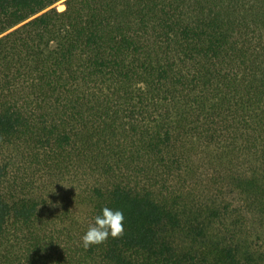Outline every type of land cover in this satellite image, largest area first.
<instances>
[{
  "label": "trees",
  "instance_id": "1",
  "mask_svg": "<svg viewBox=\"0 0 264 264\" xmlns=\"http://www.w3.org/2000/svg\"><path fill=\"white\" fill-rule=\"evenodd\" d=\"M0 264H264V0H0Z\"/></svg>",
  "mask_w": 264,
  "mask_h": 264
},
{
  "label": "clouds",
  "instance_id": "2",
  "mask_svg": "<svg viewBox=\"0 0 264 264\" xmlns=\"http://www.w3.org/2000/svg\"><path fill=\"white\" fill-rule=\"evenodd\" d=\"M125 216L122 210L104 206L89 223L86 232L81 237L82 246L102 244L109 236L115 238L123 234Z\"/></svg>",
  "mask_w": 264,
  "mask_h": 264
},
{
  "label": "rangeland",
  "instance_id": "3",
  "mask_svg": "<svg viewBox=\"0 0 264 264\" xmlns=\"http://www.w3.org/2000/svg\"><path fill=\"white\" fill-rule=\"evenodd\" d=\"M56 6H57V8H58L60 11L65 9V5H64L63 1L58 2V3L56 4Z\"/></svg>",
  "mask_w": 264,
  "mask_h": 264
}]
</instances>
